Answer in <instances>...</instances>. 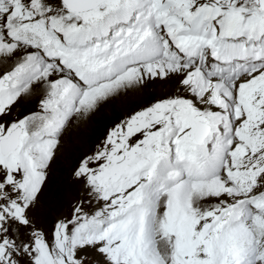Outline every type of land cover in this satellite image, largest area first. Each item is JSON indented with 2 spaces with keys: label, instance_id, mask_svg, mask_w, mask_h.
I'll return each instance as SVG.
<instances>
[{
  "label": "snow or ice",
  "instance_id": "snow-or-ice-1",
  "mask_svg": "<svg viewBox=\"0 0 264 264\" xmlns=\"http://www.w3.org/2000/svg\"><path fill=\"white\" fill-rule=\"evenodd\" d=\"M0 264H264V0H0Z\"/></svg>",
  "mask_w": 264,
  "mask_h": 264
}]
</instances>
